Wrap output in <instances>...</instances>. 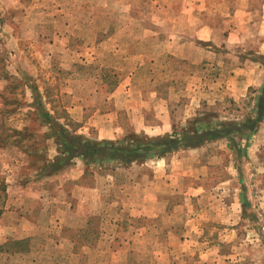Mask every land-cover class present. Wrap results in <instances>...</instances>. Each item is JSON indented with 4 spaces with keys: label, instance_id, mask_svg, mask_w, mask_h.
<instances>
[{
    "label": "rangeland",
    "instance_id": "374dc122",
    "mask_svg": "<svg viewBox=\"0 0 264 264\" xmlns=\"http://www.w3.org/2000/svg\"><path fill=\"white\" fill-rule=\"evenodd\" d=\"M261 98L264 0H0V264H264V199L237 202L251 181L264 191V117L248 156L232 133L60 168L38 112L39 102L74 137L129 147L201 123L245 125ZM56 192L61 225L45 218L22 239L11 208L23 197L13 201Z\"/></svg>",
    "mask_w": 264,
    "mask_h": 264
},
{
    "label": "trees",
    "instance_id": "16d2710c",
    "mask_svg": "<svg viewBox=\"0 0 264 264\" xmlns=\"http://www.w3.org/2000/svg\"><path fill=\"white\" fill-rule=\"evenodd\" d=\"M33 92L39 98L37 89L33 86ZM38 112L44 118L47 125L51 126L56 138L59 140L62 155L66 158L60 157L53 166L64 167L73 160L80 159L85 161L86 164L90 163H103L106 161H119V162H134L143 160L149 156H154L159 153H167L170 150L176 149L180 146H194L201 144L211 139H218L229 136L232 133L243 134L248 143L253 132H255L257 125L262 117H264V98H261L259 107L256 110L255 117L248 119L245 125L232 124L225 126L222 130L206 128L199 124L194 132L187 133L186 135L178 136L173 134L163 139L141 141L140 139H133V144L127 146H116L113 143H95L84 140L79 137H74L63 126H61L47 111L41 108L38 102ZM135 143V144H134ZM243 151V149H241Z\"/></svg>",
    "mask_w": 264,
    "mask_h": 264
},
{
    "label": "crops",
    "instance_id": "0c3cea01",
    "mask_svg": "<svg viewBox=\"0 0 264 264\" xmlns=\"http://www.w3.org/2000/svg\"><path fill=\"white\" fill-rule=\"evenodd\" d=\"M240 7L244 8V5L240 6ZM205 29H206V27H201L199 33H197V35H198L197 39L198 40H200V41H202V40L206 41L207 40V38H205L201 34V32H204ZM241 72L244 73L243 71H241ZM250 86H252V84L248 85V87H250ZM250 143H252V141H248V143L243 147V156H248V155H250V153L255 154L254 145H252ZM257 154H258V152L256 150V155ZM153 164H155V163H153ZM141 166L144 167V165H142V164H141ZM168 168L169 167L168 166L166 167V162H165V169H163V171L165 172V175L167 172H169V170H166ZM155 172H156V174H154ZM157 172H159V170L158 171L153 170L150 172V178H151L150 186H151V188L153 186H157V183L159 182L160 176L157 175ZM73 177H75V176H73ZM241 184L244 185L243 182ZM249 187H251L254 190V192L252 191L251 196L244 195V191L246 190V188H249ZM259 188H258V184H256V181H255V183H254V181L253 182L251 181V184L249 186L244 185L242 188V192L239 194V197L237 198V202L243 203L244 208L247 209L251 205L252 201H255V200L258 201L259 199H264V193H263L264 191H263V189H259ZM259 192H261L262 194H258ZM89 195H91V194H89ZM22 197H23V202L21 203L20 207L11 208L12 210H15L19 216H21V220H22L21 223L25 224L26 231H24L23 228L22 229L21 228L16 229V231H18V232H21V231L27 232L26 235L21 236L22 239L29 238L32 236V234H30V233H36V231H39L40 229H39V227H37V224L45 218H47L49 220H53V223H55V227H56V225L57 226L61 225V223L56 222V218L57 219L59 218V214H58L59 208H61L59 206V203H63L62 202L63 196H61L60 193L56 192L54 194L48 195L47 197L43 194L39 195L37 198H35V201L33 203H30L28 201V199H31V198H27V196L25 197L24 195H20V196H17V198L13 202H18ZM75 199H77V196L74 195L73 198H71V200H70V202H71L70 205L78 204V201H76ZM157 202H158V196H156L154 198L151 197L149 202L147 200H144L143 202H141L139 204V209H142V208L147 209L146 207L149 206L150 210H152L154 208V203L157 206ZM83 203L85 205H89V204L91 205L92 198L89 197V198L85 199L83 201ZM146 203H148L149 205L146 206ZM33 204H35V205H33ZM80 207H82V205H80ZM6 215H8V213ZM260 216L262 218H264L263 214H261ZM10 217H13V215ZM11 229H13V228H11Z\"/></svg>",
    "mask_w": 264,
    "mask_h": 264
}]
</instances>
